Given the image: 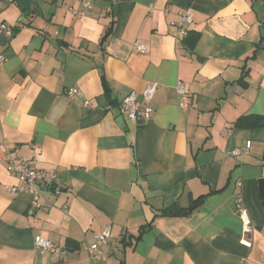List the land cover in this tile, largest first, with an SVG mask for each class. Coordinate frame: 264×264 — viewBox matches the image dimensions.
I'll return each mask as SVG.
<instances>
[{
  "label": "crops",
  "instance_id": "1",
  "mask_svg": "<svg viewBox=\"0 0 264 264\" xmlns=\"http://www.w3.org/2000/svg\"><path fill=\"white\" fill-rule=\"evenodd\" d=\"M80 7L0 0L12 27L0 33V264H264V0H91L84 15L70 12ZM181 10L192 14L184 36ZM147 82L157 86L153 114L135 124L118 103ZM71 87L81 95L69 98ZM251 114L259 125L236 124ZM247 142V154H233ZM10 152L58 173L59 192L42 185L32 214L27 192L6 189L18 183ZM200 198L188 215H157ZM38 234L66 253L37 250Z\"/></svg>",
  "mask_w": 264,
  "mask_h": 264
},
{
  "label": "built area",
  "instance_id": "2",
  "mask_svg": "<svg viewBox=\"0 0 264 264\" xmlns=\"http://www.w3.org/2000/svg\"><path fill=\"white\" fill-rule=\"evenodd\" d=\"M81 7L79 9L71 8L70 12L73 15H84L85 12L91 7V0H80ZM192 22V14L188 10H181L177 14L176 25L179 27V35L184 36L186 31L183 27L184 24H190ZM0 33L10 36L12 33V27L6 23L0 22ZM137 52L144 53L147 48L139 42H135L133 46ZM4 61V56L0 54V65ZM155 82H147L143 90L139 93L135 90H131L126 94L122 100L118 103V112L121 117L126 118L128 121L135 124L145 122L151 119L153 114L152 99L156 91ZM176 92L178 94V105L180 108L188 107L192 102V96L186 89L182 82H179L176 86ZM67 96L71 99L79 97L81 91L77 87H71L67 90ZM140 96V97H139ZM87 101L84 102L87 105ZM250 147V142H247L246 146L233 151L234 155L247 154ZM7 171L13 175L18 183L15 185H8L6 187L10 194H16L19 192H27L31 197V204L28 209V213L32 214L33 211L40 207V187L47 182H51L53 189L56 192L60 190V184L58 181V173L55 169H42L37 168L35 159H24L13 152L7 154ZM234 211L241 220L242 230L244 237L240 239V244L245 247H250L251 242L245 237V235L251 230V221L248 215V211L243 205L242 199L238 198L234 206ZM110 237V229L107 228L99 234L93 236V242L87 246V251L93 254L98 250L100 246L106 243ZM34 246L41 252H49L54 256H60L66 253V250L55 245L49 239L42 235H35L33 239ZM99 258V256H95Z\"/></svg>",
  "mask_w": 264,
  "mask_h": 264
},
{
  "label": "trees",
  "instance_id": "3",
  "mask_svg": "<svg viewBox=\"0 0 264 264\" xmlns=\"http://www.w3.org/2000/svg\"><path fill=\"white\" fill-rule=\"evenodd\" d=\"M262 120H263L262 116L251 114V115L240 117L239 120L236 122V124L238 126L252 127V126L259 125ZM262 159L264 160V151H263ZM200 202H201V198L197 200V202H193L187 207H181L177 203H173L170 206L161 209L157 215H160V216L188 215L191 213L193 209L197 207L198 203Z\"/></svg>",
  "mask_w": 264,
  "mask_h": 264
},
{
  "label": "water",
  "instance_id": "4",
  "mask_svg": "<svg viewBox=\"0 0 264 264\" xmlns=\"http://www.w3.org/2000/svg\"><path fill=\"white\" fill-rule=\"evenodd\" d=\"M117 121L122 124L123 123V120L122 118H118ZM258 187H259V194H260V197H261V200L263 201L264 203V179L261 178L258 180Z\"/></svg>",
  "mask_w": 264,
  "mask_h": 264
}]
</instances>
